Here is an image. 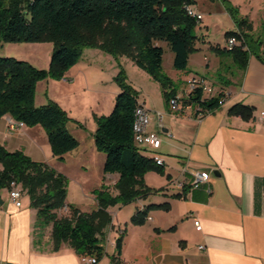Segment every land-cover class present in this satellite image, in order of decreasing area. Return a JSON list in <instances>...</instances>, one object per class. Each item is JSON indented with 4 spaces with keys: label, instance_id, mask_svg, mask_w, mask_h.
Segmentation results:
<instances>
[{
    "label": "crops",
    "instance_id": "0c3cea01",
    "mask_svg": "<svg viewBox=\"0 0 264 264\" xmlns=\"http://www.w3.org/2000/svg\"><path fill=\"white\" fill-rule=\"evenodd\" d=\"M195 2L198 6L199 1ZM229 2L251 22V29L246 31L264 43V0ZM197 9L203 13L199 6ZM225 10L228 12L226 6ZM235 30L234 23V28L225 31L223 41L217 43L210 42L207 33H198L196 47L203 55L196 59L203 73L176 69L170 77L176 94L187 92L188 80L194 75L205 76L218 93L225 94V101L203 120L198 121L192 112H171L163 90L158 102L138 98L148 110V130L159 133L162 139L156 150L164 161L162 170L144 175L146 185L160 191L127 203L125 225L113 221L110 234L105 232L103 238L98 235L104 248L98 264L103 259H108V264H264V123L259 118L264 111V62L252 54L246 64L240 63L223 50L228 32ZM163 46L164 50L169 47L166 43ZM259 53L264 57V45ZM131 85L138 91L135 83ZM115 99L108 106L109 113ZM237 103L252 107L249 118L230 112ZM36 104L43 103L36 100ZM157 112L163 113L162 122ZM10 119L15 121L8 115L0 118V143L55 168L49 164L54 156L49 142L26 149L3 141L4 132L10 131ZM76 125L84 126L79 120ZM24 126L15 131L22 133ZM94 128L91 136L95 144ZM88 163L80 166L86 169ZM56 170L60 172L59 167ZM199 170L209 171V182L194 187L193 174ZM118 180V173L103 170L99 185L105 184L116 192ZM180 181L184 182L182 186ZM81 183L86 184L85 180ZM25 196L28 195L23 194L22 205L16 206L8 195H1L0 264H82V254L69 242L55 248L53 224L41 225L37 209ZM149 205L152 207L147 209L144 222H133L132 217ZM65 207L69 208L67 204ZM73 208L82 212L96 209ZM194 218L200 220L201 229L195 227ZM119 237L120 253L116 249Z\"/></svg>",
    "mask_w": 264,
    "mask_h": 264
},
{
    "label": "trees",
    "instance_id": "16d2710c",
    "mask_svg": "<svg viewBox=\"0 0 264 264\" xmlns=\"http://www.w3.org/2000/svg\"><path fill=\"white\" fill-rule=\"evenodd\" d=\"M189 3L195 0H0V42L53 44L48 69L0 55V118L8 115L28 126L42 125L53 154L59 160L77 149L79 140L68 129L67 111L53 100L37 105L36 86L38 81L49 76L59 77L75 65L84 46L126 53L160 83L169 101L176 91L173 80L163 73V44L174 53L173 66L185 70L190 52L197 49V35L193 30L199 23L187 12L186 4ZM225 6L237 28L228 32V37L240 32L245 47L223 50L232 53L240 63L246 64L252 54L264 62L259 53L264 43L246 31L251 29V22L241 16L229 0H225ZM169 86L172 87L167 89ZM120 87L112 111L98 118L94 132L96 147L106 154L104 172L119 174L115 184L118 194L114 196L108 186H101L99 208L95 211L72 208L70 217L59 218L56 210L65 206L66 176L46 162L33 160L23 150L10 151L0 143V199L1 190L16 180L29 196L31 206L37 209L41 225L53 224L55 248L67 241L78 253L96 254L100 259L104 248L98 235L103 238L112 221L107 209L160 191L147 186L144 175L151 170H162V167L153 160L150 150L134 139L138 91L122 80ZM201 96V89H197L190 94L189 101L200 102L209 110L221 104V93L204 100ZM230 112L249 118L252 107L237 103ZM103 194L105 196L101 197ZM150 207L139 210L132 221L144 222ZM121 246L122 237H119L116 241L118 253Z\"/></svg>",
    "mask_w": 264,
    "mask_h": 264
},
{
    "label": "rangeland",
    "instance_id": "374dc122",
    "mask_svg": "<svg viewBox=\"0 0 264 264\" xmlns=\"http://www.w3.org/2000/svg\"><path fill=\"white\" fill-rule=\"evenodd\" d=\"M198 6L203 11L204 17L193 30V33H207L210 42H222L225 38V31L234 28V19L225 10V0H198ZM197 9L198 6L193 3ZM198 10V9H197ZM236 26V25H235ZM53 44L51 42H0V55L10 56L31 62L40 68H49L52 56ZM203 53L198 50L190 52L187 72L203 73L201 63L196 59ZM174 53L169 48H165L163 73L171 77L176 68L173 66ZM213 77V74H208ZM120 80L130 84L135 83L138 89V98H144L151 102L162 100L163 90L158 81L137 64L126 53H113L95 46H84L81 49L78 62L65 70L59 77L49 76L38 81L36 86V100L45 104L51 99L57 102L67 111L70 117L67 123L68 128L79 140L80 144L72 153H68L64 161H59L55 156L49 164L55 169L59 167L67 178L65 204L57 210L58 217L72 215L73 207L83 209L99 208V189L104 184L99 185L106 154L100 151L94 144L91 131L97 127V120L101 116L109 113L108 106L119 93ZM169 86L167 89H170ZM140 101V100H139ZM141 103V101H140ZM82 121L84 126L78 127L77 121ZM17 121V120H15ZM25 129H31L25 132ZM33 130V131H32ZM5 131L3 141L11 145L22 147H39L42 143H48L46 130L41 127H29L25 124L21 130ZM95 132V131H94ZM89 161L87 168L80 165ZM86 184H82L84 182ZM116 189V187L114 186ZM112 192V191H111ZM114 196L118 194L116 192ZM1 195L9 196L8 188L1 190ZM103 194L101 197H104ZM25 196L24 199H27ZM97 202V205L93 204ZM114 207V208H112ZM112 221L107 226L106 233L113 231V221L125 225L124 215L128 208L126 204L112 205L107 209ZM121 210V211H120ZM96 255V254H95ZM102 264H108V259H103Z\"/></svg>",
    "mask_w": 264,
    "mask_h": 264
},
{
    "label": "built area",
    "instance_id": "2783aa9c",
    "mask_svg": "<svg viewBox=\"0 0 264 264\" xmlns=\"http://www.w3.org/2000/svg\"><path fill=\"white\" fill-rule=\"evenodd\" d=\"M186 10L188 14L192 17H195L197 21H202L204 14L197 10L193 4H186ZM245 47L243 37L240 32L238 34L230 35L224 42L223 48L227 50H232L236 47ZM201 89L202 96L201 99L204 100L206 98H211L217 96L219 93L215 88V85L208 80L205 76L194 75L191 76L188 80V90L182 94H175L169 98L168 105L169 110L171 112H192L195 118L198 121L203 120L211 110L205 108L200 102H191L189 101L190 94L197 90ZM221 93V92H220ZM221 103L225 101V94L221 93ZM160 122L163 120V113L157 112ZM259 118L261 122L264 123V111L260 113ZM149 114L147 108L140 102H138L135 112H134V139L135 142L141 146H145L150 150V155L156 164L162 166L164 161L161 155L156 151L162 143V139L160 138L159 133L148 130L149 124ZM25 125L22 121H13L9 120L8 128L10 131H15ZM209 171L207 170H199L195 171L193 174V179L191 181V185L194 187H198L201 185L208 184L209 182ZM184 182L180 181V185L182 186ZM9 197L15 203L16 206L22 205L23 199V189L22 186L16 181L12 180L8 187ZM210 191V190H209ZM194 225L197 229H201V223L198 218H194ZM201 248L203 246H200ZM82 264H98L99 259L95 254H82L81 255Z\"/></svg>",
    "mask_w": 264,
    "mask_h": 264
}]
</instances>
